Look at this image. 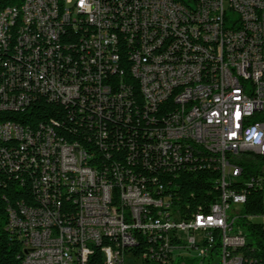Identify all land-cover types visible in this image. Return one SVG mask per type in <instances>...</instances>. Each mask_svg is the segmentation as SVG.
<instances>
[{
    "label": "built area",
    "instance_id": "built-area-1",
    "mask_svg": "<svg viewBox=\"0 0 264 264\" xmlns=\"http://www.w3.org/2000/svg\"><path fill=\"white\" fill-rule=\"evenodd\" d=\"M16 2L6 9L19 12V24L0 13V113H26L40 98L64 109L48 120L0 122V168L29 181L37 200L8 208L21 264H264L249 230L264 232V177L241 180L240 166L246 152L264 159V0ZM122 57L132 59L141 109L122 87ZM199 81L212 89L194 90L160 120L168 132L144 125V114L159 116ZM51 120L72 125L82 142L64 141ZM162 172H176L187 189L169 186ZM232 180L241 189H226ZM251 190L262 193L261 214H243Z\"/></svg>",
    "mask_w": 264,
    "mask_h": 264
},
{
    "label": "trees",
    "instance_id": "trees-1",
    "mask_svg": "<svg viewBox=\"0 0 264 264\" xmlns=\"http://www.w3.org/2000/svg\"><path fill=\"white\" fill-rule=\"evenodd\" d=\"M16 0H0V10L8 6L16 5ZM15 24H19V16ZM24 45L23 47H20ZM28 47L27 43L16 41V50L18 52H26ZM117 52H126V42L123 39H116ZM34 50V49H33ZM37 50V49H36ZM41 52V51H40ZM6 53H15L14 41H9L6 46ZM41 56V53H40ZM0 63H6V54H0ZM121 66L124 67L122 87H124L127 98L132 100L133 109H141V100L137 99V91L134 88L132 81V59L129 57H122ZM0 90H4V66L0 64ZM177 110V105L174 103L173 98L171 102L162 106L159 116L153 114H144L143 122L151 128H157V133L164 130L165 124H160V120H167L168 115H171ZM63 107L55 103H49L47 99L40 98L33 104L26 113H13L6 112L0 113V122L5 120H15L21 122L23 116H29L32 120H48L57 117V112H63ZM51 128L57 131L58 134L64 137L66 142H82V135L76 132L72 125H67L60 120H51ZM122 142V141H121ZM89 151H98V144H89ZM125 151V150H124ZM125 152L118 154L124 155ZM36 162L31 166L34 168L36 174H42L40 168V159L38 154H34ZM32 157V156H31ZM257 163H256V162ZM264 162L259 156L252 152L244 153L240 161V166L243 168V175L241 180H246L251 176H263L264 171L259 169L258 162ZM144 173L146 175L156 174L155 166H144ZM161 180H168V185L175 189H187V181L184 178H177L176 172H162ZM241 180L228 181V189H241ZM195 188H202V181H195ZM205 192H214V183H205ZM259 190H251L248 192L247 201L243 207V214L254 215L263 212L262 193ZM36 197L33 192L31 183L17 177V174L10 172L8 169L0 168V264H21L22 262V247L20 241L15 235H12L6 228L9 218L8 208L16 206L18 202H24L27 205H36ZM210 207L206 206V214L210 213ZM255 229L259 230L255 233ZM249 230L253 232L258 238L255 244L262 249L263 262H264V232L260 227L252 225ZM253 243H250V250H258L253 248ZM99 258V257H98ZM96 263H101L96 261Z\"/></svg>",
    "mask_w": 264,
    "mask_h": 264
},
{
    "label": "bare ground",
    "instance_id": "bare-ground-1",
    "mask_svg": "<svg viewBox=\"0 0 264 264\" xmlns=\"http://www.w3.org/2000/svg\"><path fill=\"white\" fill-rule=\"evenodd\" d=\"M1 16L3 17H9V21L12 22V24H15L17 17L19 16V12H16V10H10V9H3L0 10ZM2 36H4V25H0V41L2 40ZM7 41V45H8ZM22 43H27L26 41H20ZM6 45V46H7ZM24 45H21L20 47H23ZM28 47L26 48L27 51ZM41 49H34L33 50V56H40ZM139 69H151V62H139ZM212 89V82L209 81H199L194 82V88H182V95H179V97H171L173 98L174 103L177 105V110L180 108V102L181 103H188L191 101V95H194V90H207ZM177 110L173 112L171 115H174V113H177ZM168 120V119H167ZM165 132H168V124H165L164 130L158 132L157 134H165ZM31 166L34 162H36V157L34 154H31ZM40 168L42 170V174H44V166L39 163ZM226 182V189H228ZM208 218H215V206L210 207V213L208 214Z\"/></svg>",
    "mask_w": 264,
    "mask_h": 264
},
{
    "label": "rangeland",
    "instance_id": "rangeland-1",
    "mask_svg": "<svg viewBox=\"0 0 264 264\" xmlns=\"http://www.w3.org/2000/svg\"><path fill=\"white\" fill-rule=\"evenodd\" d=\"M256 162V161H255ZM257 163V162H256ZM258 165H259V169H261L262 171H264V162L260 161L258 162ZM251 243V242H250ZM254 245H253V248L255 249H258V246L255 244V242H252Z\"/></svg>",
    "mask_w": 264,
    "mask_h": 264
},
{
    "label": "snow or ice",
    "instance_id": "snow-or-ice-1",
    "mask_svg": "<svg viewBox=\"0 0 264 264\" xmlns=\"http://www.w3.org/2000/svg\"><path fill=\"white\" fill-rule=\"evenodd\" d=\"M239 115V113H237V116ZM232 135H235V133H232Z\"/></svg>",
    "mask_w": 264,
    "mask_h": 264
}]
</instances>
